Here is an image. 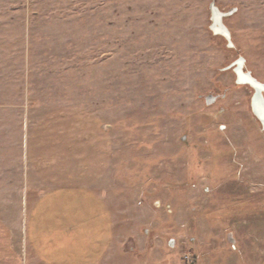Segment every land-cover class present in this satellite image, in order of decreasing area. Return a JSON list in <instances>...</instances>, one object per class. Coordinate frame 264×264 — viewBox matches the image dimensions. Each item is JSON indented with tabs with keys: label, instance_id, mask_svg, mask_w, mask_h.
<instances>
[{
	"label": "rangeland",
	"instance_id": "1",
	"mask_svg": "<svg viewBox=\"0 0 264 264\" xmlns=\"http://www.w3.org/2000/svg\"><path fill=\"white\" fill-rule=\"evenodd\" d=\"M212 2L236 9L233 48ZM239 56L264 82V0H0V264L29 256L30 165L44 199L106 182L101 264H264V132L223 70Z\"/></svg>",
	"mask_w": 264,
	"mask_h": 264
},
{
	"label": "crops",
	"instance_id": "2",
	"mask_svg": "<svg viewBox=\"0 0 264 264\" xmlns=\"http://www.w3.org/2000/svg\"><path fill=\"white\" fill-rule=\"evenodd\" d=\"M39 157L35 154L30 160ZM83 172L84 178L89 176V171ZM44 178L32 165L26 171L35 192L26 199L33 217L24 264H101L113 236L112 199L106 182L99 176L85 182L83 187L89 191L85 199H44L51 189Z\"/></svg>",
	"mask_w": 264,
	"mask_h": 264
},
{
	"label": "water",
	"instance_id": "3",
	"mask_svg": "<svg viewBox=\"0 0 264 264\" xmlns=\"http://www.w3.org/2000/svg\"><path fill=\"white\" fill-rule=\"evenodd\" d=\"M209 11L211 21L209 28L211 32L214 35L222 36L226 41L227 48L235 47L231 39L230 30L223 23V19L233 14L236 9L232 8L224 12L221 11L214 2H212L209 5ZM244 65L245 59L242 56H239L235 61L223 68V70L232 69L235 75V83L238 85H247L252 89L253 93L250 98V109L259 121L261 130L264 132V82H261L252 76L249 70L244 69ZM216 99L217 96L211 94L204 97V101L208 105L213 104ZM170 245H173V241H171Z\"/></svg>",
	"mask_w": 264,
	"mask_h": 264
}]
</instances>
